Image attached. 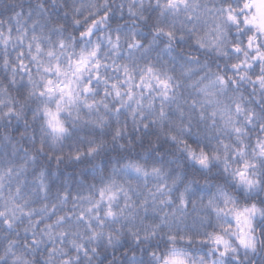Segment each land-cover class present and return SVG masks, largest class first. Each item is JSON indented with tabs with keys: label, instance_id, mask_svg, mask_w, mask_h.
<instances>
[{
	"label": "snow or ice",
	"instance_id": "obj_1",
	"mask_svg": "<svg viewBox=\"0 0 264 264\" xmlns=\"http://www.w3.org/2000/svg\"><path fill=\"white\" fill-rule=\"evenodd\" d=\"M2 8L0 260L264 264V0H156L155 21L130 5L150 38L102 31L111 7L95 0ZM186 40L230 71L205 61L186 84Z\"/></svg>",
	"mask_w": 264,
	"mask_h": 264
},
{
	"label": "clouds",
	"instance_id": "obj_2",
	"mask_svg": "<svg viewBox=\"0 0 264 264\" xmlns=\"http://www.w3.org/2000/svg\"><path fill=\"white\" fill-rule=\"evenodd\" d=\"M36 0H19V3L22 4H33L35 3ZM69 2H72V0H69ZM82 2V0H75V3L77 5H79ZM165 0H160V3H164ZM207 2L209 4V6L212 5L213 0H201V3H205ZM95 3L98 5H110L111 7V11H110V15L112 17V19L108 22H106V27L104 29H102V31H104L105 33L108 31V29L110 28L113 31V34H115V32L118 30L117 29V24L123 26L122 31L123 32H129L132 29H136V35L137 36H144V37H149V33H150V25L149 27H145L144 25L146 23H148L147 21H139L138 20V15L137 16H130L128 14V7L130 5H132L135 9H139L141 11H144V15L148 16V15H152L153 17V21H155L156 19V15L153 12V7L156 4V0H95ZM120 5H124L123 8V14H121V8ZM142 5V8H141ZM53 7H55V5H53ZM89 10L88 9H84L82 12V16H87L88 15ZM125 13H127V16H125ZM181 19H183V16H181ZM189 24V27H191V23L192 22H186ZM177 28L180 27L179 24L176 25ZM202 28V25L197 24V31L199 32ZM76 35L78 36V32L76 33ZM150 38V37H149ZM92 40L95 41L96 37H92ZM121 49L119 52L118 57H116L118 60L121 59H126L127 58V52H126V45H125V41L124 38L122 36L121 38ZM178 43L183 47L184 52L181 53L178 50L174 52V54L177 56V60L173 61V63L175 64V68L172 69L173 72L175 73H179L180 71H182L180 64L182 61L186 60V55L185 54H189V55H193V56H199L200 59L197 60H188L187 63L189 65L193 66V71L191 73L190 77H184L185 83L186 84H191L193 79H197L199 76L203 75L204 72L206 71V68H202V67H195L196 65L200 64H204L205 61L208 62V66L211 67L212 71L215 72L217 70V68H219L221 71H230V69H226L225 68V63H226V58L221 57V56H217L215 54V52L211 49H200L196 44L192 43L191 41H178ZM101 44H102V49L103 50H107L110 56L114 55L113 50L111 49V46L106 42V40L102 39L101 40ZM175 48V45H174ZM136 54L139 56L140 55V50H135ZM156 51H159V47L156 48ZM164 58L168 59L167 53H164ZM151 60H155L156 56H155V52H153V54L150 57ZM196 85H192L191 87H188L186 89L187 93L190 96H198L199 94L195 91ZM181 89H184V85H181ZM5 133V129L2 123H0V137H2ZM3 151V147L2 145H0V152ZM55 179V176H54ZM59 181L57 180V183ZM24 235V233L21 231L20 232V236L22 237ZM13 238L10 237L6 232H0V256H4L5 253V249L7 247V241L8 239ZM16 239H19V237H15ZM125 243H128L127 241H125ZM43 245L41 246L40 250H43ZM13 251L16 252L17 254H19L22 251H27L26 249H22L20 244L17 243L14 247H13ZM203 253H199L196 255H202ZM112 249L109 248L108 252H107V257L105 256H100L99 259L101 261H107L112 259ZM120 254L117 253V256H119ZM28 258L31 260L32 259V254H30L28 256ZM139 258V257H137ZM13 257L11 255V253L8 254V256L6 257L7 260V264H11ZM128 260V256H124L123 257V261L118 260L117 264H126ZM0 264H5V260H0ZM33 264H44V261L42 259H39L37 257L36 260L33 261Z\"/></svg>",
	"mask_w": 264,
	"mask_h": 264
},
{
	"label": "trees",
	"instance_id": "obj_3",
	"mask_svg": "<svg viewBox=\"0 0 264 264\" xmlns=\"http://www.w3.org/2000/svg\"><path fill=\"white\" fill-rule=\"evenodd\" d=\"M6 2V0H0V19H3L5 18V16L8 14V13H5L3 11V8H2V5ZM17 3H19V0H16ZM25 6V11H27V4H24ZM125 16H127V13H125ZM70 170V169H69Z\"/></svg>",
	"mask_w": 264,
	"mask_h": 264
}]
</instances>
